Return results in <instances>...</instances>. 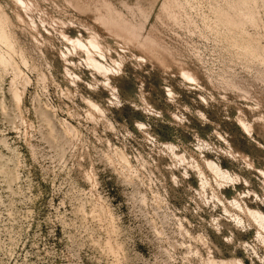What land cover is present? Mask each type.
Returning <instances> with one entry per match:
<instances>
[{"label":"rangeland","instance_id":"1","mask_svg":"<svg viewBox=\"0 0 264 264\" xmlns=\"http://www.w3.org/2000/svg\"><path fill=\"white\" fill-rule=\"evenodd\" d=\"M197 1L195 10H176L179 27L169 23L165 27L175 47L173 52L179 50L186 58L205 44L199 31L204 16H211L209 5L214 6L215 0ZM72 2L55 0L66 10ZM187 13L193 19L189 27ZM151 23L164 27L155 15ZM185 40L189 42L186 48L182 45ZM57 47H62L59 40ZM54 65L51 71L44 69L49 76L46 82L39 80L36 71L18 65L32 80L25 91L19 86L24 92L22 111L26 119L22 125L2 111L3 104L9 114L15 111L9 96L11 85L18 82L13 67L7 66L0 79V264H199L209 258V249L197 240L199 234L210 237L216 257L220 255L215 249L227 253V246L221 242L220 247L204 221L214 211L222 212L221 205L188 197L182 184H175L170 174L157 169L160 162L155 154L160 150L166 153L165 142L186 146L199 137L212 155L219 154L225 166L249 177L245 167L221 152L213 132L214 124L223 126L242 151L264 160L260 149H249L248 137L234 121L233 110L217 100L202 101L199 95L205 93L197 86L181 90L174 101L152 92L156 106L162 109L152 108L153 113L151 108L132 107L120 95L118 108L109 116L115 131L104 124L92 129L91 122L75 115L79 98L68 97V83L58 64ZM150 80L153 85L161 84L156 75ZM79 88L86 93V86ZM127 89L132 93L133 83ZM147 89L152 91L151 86ZM181 106L191 113L199 112L198 117L189 116L191 131L185 129V120L170 119L182 113ZM46 107H55L57 114L52 117L53 133L40 116ZM146 120L152 127L149 136L135 124ZM62 121L75 126L81 136L71 142L59 137ZM116 149L128 154L131 167L113 155ZM196 201L202 205L200 209ZM239 216L244 228L240 235L247 242L255 240L254 223L243 214ZM185 228L190 231L188 235ZM258 250L264 254V243ZM238 253L245 264L251 263L244 251Z\"/></svg>","mask_w":264,"mask_h":264},{"label":"bare ground","instance_id":"2","mask_svg":"<svg viewBox=\"0 0 264 264\" xmlns=\"http://www.w3.org/2000/svg\"><path fill=\"white\" fill-rule=\"evenodd\" d=\"M218 1L215 7L212 3L209 5L211 16L205 15L202 21L199 32L205 44L186 58L179 50L173 52L175 47L165 27L167 23L179 27L176 10H195L197 0H73L70 10L55 0H3L0 3V79L9 65L18 79L9 91L15 111L9 114L3 104L4 116L11 115L20 125L26 119L21 87L25 91L32 80L18 65L36 71L39 80L46 82L49 76L44 69L51 71L56 62L68 83V97L79 98L75 115L91 122L92 129L98 124L113 129L109 116L118 108L120 95L132 107L162 111L156 106L152 92L174 101L181 90L197 86L205 93L199 95L202 101L217 100L226 109L231 108L234 121L248 137L249 149L257 148L264 153V0ZM152 15L157 16L163 28L151 23ZM192 20V15L187 13L188 27L193 24ZM57 40L62 47H57ZM182 45L186 48L189 42L185 40ZM154 75L160 85L152 84L150 79ZM129 83H133L132 93L127 89ZM80 85L86 86V93ZM181 112L170 119L172 122L185 120V129L191 131L189 116L198 117L199 112L191 113L183 106ZM56 115L55 107H46L40 113L51 133L54 132L52 117ZM147 120L135 122L145 136L152 131ZM120 126L128 130L124 124ZM60 127L59 137L69 142L81 136L68 122L62 121ZM213 129L216 137L218 132L221 152L245 167L249 177L225 166L221 158L218 160V156L209 152L206 141H198L199 137L186 146L176 141L165 142L166 153L160 150L155 154L160 162L157 169L162 174H170L175 184H182L191 199L195 196L205 204L217 205L220 198L222 212L214 211L204 221L227 246V253L215 249L220 255L216 257L210 237L199 234L197 240L209 249V258L199 264H245L239 250L246 253L250 264H264V254L258 250L264 243V160L242 151L237 139L223 126L214 124ZM3 144L10 152L14 151L6 140ZM113 155L128 168L132 166L125 151L116 149ZM196 203L200 209L202 205L199 201ZM238 213L254 223L255 240L247 242L240 235L243 219ZM185 229L188 235L190 231Z\"/></svg>","mask_w":264,"mask_h":264}]
</instances>
